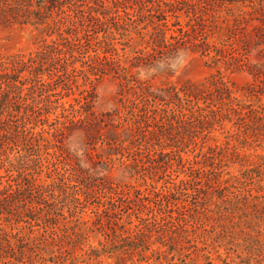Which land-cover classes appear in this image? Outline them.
Returning a JSON list of instances; mask_svg holds the SVG:
<instances>
[{
  "label": "trees",
  "instance_id": "obj_1",
  "mask_svg": "<svg viewBox=\"0 0 264 264\" xmlns=\"http://www.w3.org/2000/svg\"><path fill=\"white\" fill-rule=\"evenodd\" d=\"M0 26L32 28L38 42L28 55L0 53V264H38L57 240L77 245L93 234L104 253L158 245L159 262L187 259L191 228L214 196L240 225L241 264L264 262V155L244 174L254 194L247 182L221 180L237 151L203 153L228 125L229 140L264 137V50L251 59V45H264V0H0ZM182 52L248 72L249 100L222 73L205 88L171 82L168 61ZM158 76L166 79L157 87ZM105 77L118 81L121 109H96ZM74 89V103L62 102ZM77 133L86 136L82 155L64 144ZM191 145L201 160L184 158ZM88 206L91 223L81 216Z\"/></svg>",
  "mask_w": 264,
  "mask_h": 264
},
{
  "label": "rangeland",
  "instance_id": "obj_2",
  "mask_svg": "<svg viewBox=\"0 0 264 264\" xmlns=\"http://www.w3.org/2000/svg\"><path fill=\"white\" fill-rule=\"evenodd\" d=\"M32 30V28L28 27L21 28L15 26L5 28L0 26V53L3 55L17 53L28 55L36 51L38 43L36 42L37 32H33ZM251 46V59L254 62H258L261 58L259 52L264 50V45L257 47L253 43ZM167 65L173 70V75L169 77V80L178 86L189 83L199 88H205L212 76L222 73V76L237 90L236 95L245 101L249 100V88L253 84L254 79L246 71L231 72L226 71L224 67H211L208 64L207 58L193 52H182L174 59L169 60ZM157 73L155 69L148 72L143 71V78L156 75ZM164 79L166 77L161 78V76H158L152 82L158 87ZM83 83L84 80L80 77L79 84L83 85ZM95 90L98 96L96 109L99 112L113 111L117 108L121 109L122 104L118 94L119 84L117 80L112 77H105L95 84ZM74 92V94L71 93L69 97L62 100V102H67L68 104L74 103V99L78 98V90L74 89ZM228 129L229 125L224 130L216 131L214 133L216 140H209L204 145L203 153L208 152L209 146L216 147V145H222L223 149H226L227 145L231 150L237 151L240 156H232L229 152L227 153V163H225V167L223 168L224 173L221 180L231 179L229 185L238 182L237 180H240V183L247 182L249 183L247 189H257V193L256 191H253V193L258 194V187L250 186V182L244 179V174L255 169L260 162L259 156L264 155V137H259L257 141L249 142H243L242 137H233L229 140L227 137L229 136ZM46 137H50V135H46ZM64 144L65 148L71 151H79L80 155L84 153L88 146L84 133L73 135L64 140ZM200 151L199 148L191 145L185 148L183 156L186 160H201V157L196 159ZM0 175H6L5 168H0ZM186 178V175L182 174L178 180ZM262 178L264 179V176ZM39 180L42 182L47 180L46 172L39 177ZM161 185L162 183L158 187L160 188ZM224 200L226 198L222 200L214 196L211 202L204 204V208H200L201 214H198V216H200L201 223L198 227L191 228L192 232L189 233V238H191L192 242L191 245H188L190 247L188 251L190 257L187 259L180 257L173 258L170 255L167 260L163 259L159 262L152 254V251L158 249V245H153L149 252L143 254L135 252L127 255L123 252L126 248L121 249V251H114L115 253H104V248L100 244V242L104 241V237L99 234H93L87 241L77 245L73 242H65L61 245L57 240V251L54 250L55 254L43 252L42 257L46 261L43 260L38 264H192L193 260L197 264H207L208 259L212 260L213 264H241L242 258H247L248 255L245 251L243 238L239 232L240 225L238 223L232 224L233 220L230 222L227 219V216L231 214V209H226L228 206L223 204ZM81 216L85 220L90 221V223L93 222L95 214L92 206H88ZM62 228L63 223L61 222L57 225V233ZM112 250L115 249L107 251L112 252ZM184 259H186L185 262L183 261ZM257 262L258 259L252 261L253 264H258ZM261 264H264V262Z\"/></svg>",
  "mask_w": 264,
  "mask_h": 264
}]
</instances>
